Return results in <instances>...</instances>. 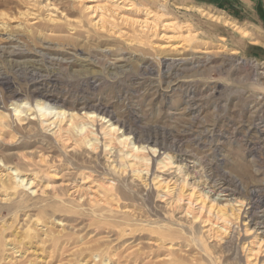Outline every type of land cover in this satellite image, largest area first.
Masks as SVG:
<instances>
[{
    "label": "rangeland",
    "instance_id": "1",
    "mask_svg": "<svg viewBox=\"0 0 264 264\" xmlns=\"http://www.w3.org/2000/svg\"><path fill=\"white\" fill-rule=\"evenodd\" d=\"M132 1L141 10L160 11L164 21L175 20L178 33L184 23L190 24L195 37L138 45L99 38L87 24L76 31L67 25L31 28L32 23L0 29V111L10 123L0 128V167H16L20 174L14 177L24 180L11 198L23 202L19 211L3 209L8 204L0 208V264H246L250 241L264 240V0ZM68 2L64 0L76 10L75 3ZM198 8L222 14L252 36L241 39ZM35 90L48 92L66 114L100 109L97 114L105 121L93 127L98 149L92 154L63 151L51 137L56 129L46 127L48 123L40 126ZM16 107L24 111L21 123L12 115ZM29 108L33 115L28 116ZM28 121L34 124L30 133ZM101 123H114L121 128L119 134L146 147L148 175L143 172L141 179H134L126 169L121 178L108 168L118 155L104 154ZM148 136L154 138L143 143ZM39 154L54 161L47 170L59 174L54 183L61 184L62 192L65 184L80 185V169L95 174L97 182H112L113 191L121 185L126 195L115 203L131 211L129 222L104 220L85 196L69 201L64 197L61 204L47 198L49 188L40 197L32 194L26 182L41 166ZM166 155L172 156L173 167L189 173L188 181L226 190L221 199L242 201L233 202L240 213L228 233L208 239L200 228L162 232L163 225L175 226L151 184L164 170L158 163ZM4 158L10 162L4 164ZM39 186L42 190L44 184ZM171 214L180 217L177 211ZM169 243L172 247L166 250Z\"/></svg>",
    "mask_w": 264,
    "mask_h": 264
},
{
    "label": "bare ground",
    "instance_id": "2",
    "mask_svg": "<svg viewBox=\"0 0 264 264\" xmlns=\"http://www.w3.org/2000/svg\"><path fill=\"white\" fill-rule=\"evenodd\" d=\"M65 1L67 2L68 5L69 3L68 0ZM70 1L72 3H75L74 5L77 7L75 8L76 10L69 9L66 3L64 4V0H18V2L15 3L11 0H0V29L3 27H8L9 24L11 25L12 23L14 24L16 23L18 26L22 24L29 26V24L32 23L30 25L31 28L34 26L38 27L40 25H44L52 29V28H58L59 26L67 25L71 30L76 31L77 29L78 30L83 29L84 26L87 24V27H89L90 29L89 31L93 32V34L97 35L99 38L113 37L119 40L123 39L124 42L133 43V44L137 43L138 45L144 44L149 40L166 41V43H169L174 41L177 37H181V36L185 38L188 37L190 38V36L193 35V37H195L194 36L195 34L191 31L190 24L184 23V25L182 26L183 30H181L178 33L175 30L176 29V22H174L175 20L164 21L162 19L163 15L160 13V11L158 13L145 9L141 10L140 8L136 7L135 3L132 0H70ZM147 1L159 2L160 0H147ZM198 10H200L199 12L202 14V16H207L211 20V22H214L216 24H221L222 27L230 29L232 32L240 36L241 39L250 38L252 36L250 31L239 26L233 20L224 17L222 14H218L215 12H208L200 8H198ZM119 25L123 26V28L126 29L127 32L123 28L119 27ZM221 39L225 40L223 38ZM252 40H253L252 45L255 46L258 45V41H256L255 38ZM47 93L44 91H37V90L33 92V96L34 97L36 96L37 100H39L36 103V109L38 108L36 113L38 114V117L40 119V126L43 128L45 126V123H48L46 127L53 126V128L56 129L53 131L51 137L56 143L60 145L59 147L62 148L63 151L67 150V148H71V151L72 150L78 151L84 149L88 153L90 151L91 154L95 152L98 149L97 146L98 138L93 127L95 123H97V121L98 122L105 121L103 115L102 116L99 115L100 113L97 114V112L100 109L98 110L96 108L95 109L87 108L88 111L84 112L82 115H79L78 113L75 112L66 114L65 111L56 107L59 105H56L55 102L50 100V95H48ZM51 103L53 104L52 106L56 107V109L54 107H50ZM13 111L14 114L12 115H14L15 120L18 123H21L22 121L26 120L23 117H21V114L24 111L20 110L18 107L14 108ZM26 112H30L28 116L33 115L31 108L26 110ZM7 118H8L7 115H5L3 112L0 111L1 129L2 127H5V125H7L6 127H10V123L9 124L6 123ZM29 124H30V128L27 130V132L30 133L34 130V127H32L34 124L33 122L28 121L27 127ZM120 129H118L117 125H115L114 123H110L108 125H104L101 123L100 125V134L102 135V145H103L104 154L111 155L112 153L117 152L118 155V157L115 158L116 160L111 161V163L108 165V168L112 170L115 175L119 174L120 176L125 174L126 169H128L132 175L131 176L132 178L141 179L143 172H145V175H148V166H147L148 154L145 152L146 147L141 145H136L135 144L136 142L133 143L129 141L127 136L118 133ZM152 138L154 137L148 136L146 137V139L142 141H144L143 143H148ZM154 143H156V141ZM84 150L83 152H85ZM152 154H154V151ZM42 155H44V153ZM42 155L40 156V159H38L40 161L39 164L41 166L39 169H37L36 172L37 174L32 173V177L29 180L27 179L26 182V186L33 188L32 194L36 195L37 193H39L38 197H40L41 195H44V193L46 192L45 190L49 188L51 192L48 194L47 198L51 200V202L54 201L59 203L63 201L64 197L69 201L75 198L78 199L80 198L81 200V198L83 199L82 196H85L94 207V210L92 211L98 212L100 214V217L103 218L104 220L108 221L110 218H112L111 220H114L113 222L117 221L118 219L119 222H124L125 224L129 222L128 219H130L131 211L127 210V207L121 208L117 203H115L116 198L118 196L124 197L126 195L121 185L119 186L117 184L118 185L117 190L113 191L112 182L111 183L110 182L107 183L108 181H104V183L97 182L96 180L97 177L95 178L94 173H93L94 175H92L91 172H86L87 171L86 169L85 171L83 169H80V172L78 173V177H77L80 179V185L78 184L77 186V184L75 185L73 183L72 184L64 183L65 187L67 188L65 191L62 192V190L60 189L61 184L55 185L54 183V180L59 179V177L57 176L58 173L57 174L52 173L50 172V170H47L50 168V165H52L54 161ZM86 156H88V154ZM22 157H23L22 160L26 163L27 166H32L28 162L29 160L25 155H23ZM4 159H5V161L3 160L4 164L6 163L8 164L10 162L9 161L10 158H4ZM171 159L172 156L166 155L158 163L161 165V169L164 170L160 172V175L152 177L153 184H151L154 187L152 188L156 191V196L162 199L161 202L164 203L163 205H165L166 209L168 210V214L166 215L169 216V219L171 220L169 222H171L175 226L174 229L170 227H165L163 225L162 232L171 233L172 231L175 232L185 231L186 233L187 232L192 233L193 230L200 228L201 233L205 234V236L208 239L212 237L213 238L217 237L218 233L226 234V232L231 227V224H233V222H237L239 218L240 208L238 207L236 208L233 205L234 204L233 202L236 201L237 203H239V205H242V201L237 199H234V201H232L231 200L232 198L229 200L228 198L221 199L220 194L222 192H226V190L220 191L219 189H216L214 187L206 188L202 185H198L199 182L195 183L194 181L193 182L188 181L189 180L188 176H190L189 173L187 171L182 170L179 166L173 167L174 165ZM80 160H82V158H80ZM107 160L109 159L107 158ZM142 168L143 170H141ZM72 169L74 170V168ZM39 173L41 174L40 176H38ZM19 174L20 171L16 167H9V166L5 167V165L3 167H0V208L2 207V204L3 205L8 204L5 205V208H3L8 211L15 209H18L19 211V209L22 207L23 202L20 199H14V201H12L13 199H11V198H15L19 188L21 187L20 184L24 182V180H19L18 178L14 177V176H18ZM123 177L124 176H122L121 178ZM38 179H40V181L44 184L42 190L39 186L42 183H40ZM73 182H75V180ZM81 185H83V188L81 187ZM230 193L234 194L235 192L231 191ZM228 196L230 197L232 195H228ZM48 199L47 201H45V203L49 202ZM176 211L180 215V217L177 219L174 217V215L171 214ZM185 222L188 224L186 227L184 226ZM196 223H198L197 224L198 226L195 225ZM248 231L250 230L248 229L244 230L246 235L250 233V232L248 233ZM263 241L264 240H260L256 237H253V240L250 241L248 247L249 249L247 250V254L245 255L246 264H264V261L260 262V259L262 258L261 254L262 252H264V250H262ZM150 244L152 243L150 242ZM167 245L168 246H165L166 248L165 247L164 248L166 250H170L172 246H170V243ZM165 256H167V253L165 254Z\"/></svg>",
    "mask_w": 264,
    "mask_h": 264
},
{
    "label": "crops",
    "instance_id": "3",
    "mask_svg": "<svg viewBox=\"0 0 264 264\" xmlns=\"http://www.w3.org/2000/svg\"><path fill=\"white\" fill-rule=\"evenodd\" d=\"M236 34V33H235ZM237 35V34H236Z\"/></svg>",
    "mask_w": 264,
    "mask_h": 264
}]
</instances>
